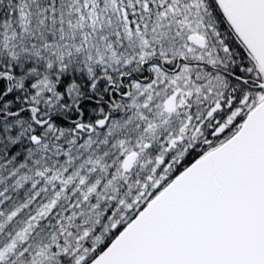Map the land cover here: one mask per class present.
<instances>
[{
    "label": "snow or ice",
    "instance_id": "6c2138e0",
    "mask_svg": "<svg viewBox=\"0 0 264 264\" xmlns=\"http://www.w3.org/2000/svg\"><path fill=\"white\" fill-rule=\"evenodd\" d=\"M0 264H264V0H0Z\"/></svg>",
    "mask_w": 264,
    "mask_h": 264
}]
</instances>
